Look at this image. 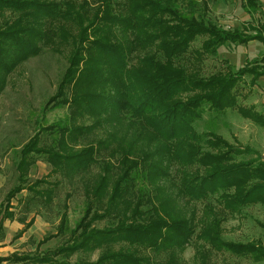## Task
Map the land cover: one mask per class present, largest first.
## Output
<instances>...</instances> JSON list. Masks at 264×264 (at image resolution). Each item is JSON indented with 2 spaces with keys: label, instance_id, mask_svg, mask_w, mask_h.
<instances>
[{
  "label": "trees",
  "instance_id": "trees-1",
  "mask_svg": "<svg viewBox=\"0 0 264 264\" xmlns=\"http://www.w3.org/2000/svg\"><path fill=\"white\" fill-rule=\"evenodd\" d=\"M200 3L207 8V0ZM241 5L252 16L260 3ZM200 7L196 0H0V91L9 73L44 48L66 57L41 109L66 112L40 124L18 149L16 183L4 196L3 217L15 218L11 202L23 189L31 192L25 209L49 206L62 178L99 167L82 177L83 212L71 229L66 210L61 215L53 236L68 232L62 244L0 262L184 264L180 253L190 243L195 264H216L211 257L217 252L264 260L261 243L222 238L228 216L248 204L264 205V159L250 147L246 151L255 157L238 158L245 149L194 128L205 110L242 111L239 81L249 76L254 85L264 76V49L238 68L226 61L224 71L207 76L199 69L202 57L228 43L264 44V21L224 28ZM197 38L202 40L194 49ZM247 115L264 127V114ZM40 156L53 179L30 182ZM26 214L17 217L25 227L33 222ZM96 249L94 260H69Z\"/></svg>",
  "mask_w": 264,
  "mask_h": 264
},
{
  "label": "rangeland",
  "instance_id": "rangeland-1",
  "mask_svg": "<svg viewBox=\"0 0 264 264\" xmlns=\"http://www.w3.org/2000/svg\"><path fill=\"white\" fill-rule=\"evenodd\" d=\"M196 1L199 7H202L201 0ZM241 2L242 0H207V8L203 5L202 12L205 10L204 15L209 20L224 28H240L252 19L264 21V0H259L260 6L252 16L244 10ZM5 17L9 16L5 14ZM3 20L4 18L0 16V23ZM201 40L197 38L191 47L199 48ZM263 49L264 44L257 40H251L246 44L222 45L216 55L204 54L198 64L200 72L207 76L216 71H224L226 61L234 68H238L247 60L259 57ZM65 67V53L44 48L40 54L29 57L9 73L5 87L0 91V257H7L12 253L41 254L47 249L62 244L68 232L53 236L57 231L61 215L66 210V224L71 229L83 212L82 177L91 175L99 169L98 165H93L89 171L75 175L70 181L62 178L49 206L37 203L29 210L25 209L24 202L31 193L25 188L11 202L10 209L15 212V218L3 217L2 211L6 202L4 196L16 183L14 162L18 149L40 124L51 122L66 112L65 108L41 112L47 98L54 93ZM236 91L237 104L242 107V111L237 110L236 107L227 108L220 113L205 110L201 118L194 122V128L198 132L213 131L234 146L245 149L238 158H252L258 153L264 159V127L247 115V112L253 113V111L264 114V76L259 77L254 85L250 83L249 76H245L239 81ZM246 147L256 151V154L254 151H246ZM49 170L50 164L40 156L32 164L28 180L32 182L46 176ZM172 173H175L173 169ZM47 178L53 179L48 175ZM197 205L201 207L200 204ZM24 213H27L26 221L33 217V222L27 227L17 219ZM104 223L105 220L97 222L96 225L102 226ZM262 225H264V205L248 204L240 213L228 216L222 222V238L242 243L254 241L264 246ZM194 251L195 246L190 243L180 253L184 264H195ZM99 252V249L92 253L77 251L69 260L72 262L82 258L94 260ZM211 258L216 264H264V260L256 262L251 258L235 256L228 252L214 253ZM0 263L35 264L29 261L12 262L7 259Z\"/></svg>",
  "mask_w": 264,
  "mask_h": 264
},
{
  "label": "built area",
  "instance_id": "built-area-1",
  "mask_svg": "<svg viewBox=\"0 0 264 264\" xmlns=\"http://www.w3.org/2000/svg\"><path fill=\"white\" fill-rule=\"evenodd\" d=\"M0 264H4V263H0Z\"/></svg>",
  "mask_w": 264,
  "mask_h": 264
}]
</instances>
